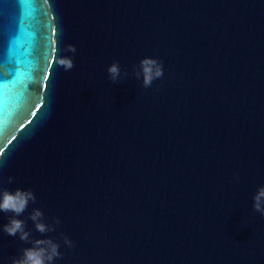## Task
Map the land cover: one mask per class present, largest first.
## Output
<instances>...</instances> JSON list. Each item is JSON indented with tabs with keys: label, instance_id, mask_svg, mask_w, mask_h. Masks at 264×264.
Listing matches in <instances>:
<instances>
[{
	"label": "water",
	"instance_id": "water-1",
	"mask_svg": "<svg viewBox=\"0 0 264 264\" xmlns=\"http://www.w3.org/2000/svg\"><path fill=\"white\" fill-rule=\"evenodd\" d=\"M0 264H264V0H0Z\"/></svg>",
	"mask_w": 264,
	"mask_h": 264
}]
</instances>
